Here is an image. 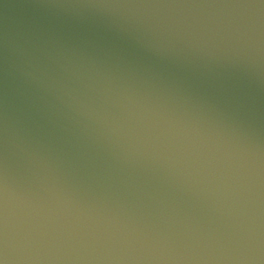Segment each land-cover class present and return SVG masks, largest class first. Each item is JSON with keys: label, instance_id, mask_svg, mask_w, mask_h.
<instances>
[{"label": "water", "instance_id": "obj_1", "mask_svg": "<svg viewBox=\"0 0 264 264\" xmlns=\"http://www.w3.org/2000/svg\"><path fill=\"white\" fill-rule=\"evenodd\" d=\"M0 264H264V0H0Z\"/></svg>", "mask_w": 264, "mask_h": 264}]
</instances>
